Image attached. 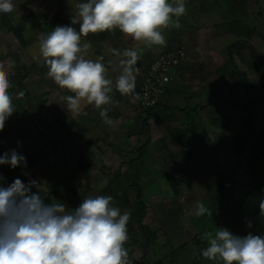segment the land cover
<instances>
[{
  "label": "crops",
  "instance_id": "obj_1",
  "mask_svg": "<svg viewBox=\"0 0 264 264\" xmlns=\"http://www.w3.org/2000/svg\"><path fill=\"white\" fill-rule=\"evenodd\" d=\"M192 1H197L199 7ZM232 2L230 8L225 6ZM51 6L50 2L49 11ZM191 13L197 15L198 21L165 37L166 43L162 46L136 42L118 29L82 36L81 43L86 41L93 52L92 60L103 63L107 78L113 81L111 103L102 106L108 109L112 124L104 121L101 109L95 105L81 102L79 113L69 110L63 99L66 89L55 84L60 96L58 111L56 114L49 109L48 114L50 122L52 114L57 117L59 135L52 136L66 148L60 150V161L77 163L67 167L70 170H65L66 177L91 179L93 184L86 189L97 190L98 182L94 180L100 173H106L99 171L106 163L114 168L107 170V174L112 176L117 172L118 180L130 178L133 173L134 178H142L139 173L154 171V175L149 174L145 179L146 189H151V193L162 194L170 187L177 195L186 188H197V194H205V188L215 186L217 175L224 174L230 180L239 168L251 166L256 173H244L234 183L231 195L239 193L244 198L256 195L259 201L264 199V180H259L254 187L248 185L252 176L259 179L262 169L257 156L264 157L261 136H264V0H191L189 4L186 2V13L179 20ZM56 16L55 12L48 17ZM69 26L77 24L72 25L71 20ZM97 34L101 35L97 38ZM179 45L185 46L187 59L172 70V81L166 88L163 103L150 112L148 119L135 95L140 72L159 55ZM126 49L136 50L139 58L133 65L135 87L132 92L121 94L115 83L122 72L121 61L127 59L123 56ZM43 65L47 72L44 62ZM43 121L48 133L54 122L50 124L45 116ZM244 127L249 132L245 147L241 142ZM259 140H262L260 145ZM86 143L90 144L93 159L85 160L90 165L83 167L75 150ZM134 163L145 166L133 167ZM95 164L98 169L93 172ZM219 183L226 185L223 180ZM259 216L256 213L253 218L259 220Z\"/></svg>",
  "mask_w": 264,
  "mask_h": 264
},
{
  "label": "clouds",
  "instance_id": "obj_2",
  "mask_svg": "<svg viewBox=\"0 0 264 264\" xmlns=\"http://www.w3.org/2000/svg\"><path fill=\"white\" fill-rule=\"evenodd\" d=\"M13 0H0V13H11ZM73 26H56L41 35L36 59H43L47 76L61 89L74 95L63 99L69 110L79 113L82 103L101 109L107 124L113 81L99 60L85 58L88 43L81 38L90 33L118 29L136 42L165 45L162 29L181 27L179 18L186 13V0H86L76 5ZM78 17V18H77ZM122 72L115 87L128 94L135 87L133 65L138 52H123ZM12 87L3 63H0V131L15 109L9 89ZM0 165L11 169L26 167L27 159L16 149L0 154ZM0 175V264H131L125 244L129 239L127 224L130 214L121 213L112 205L111 196L98 195L82 200L78 207L67 211L64 203H46L41 195V182L20 178L4 183ZM36 189L33 191V189ZM264 217V199L259 201ZM212 216L203 203H197L194 215ZM251 227V224H249ZM202 240L207 247L202 256L220 264H264V235L249 233L240 237L227 228L206 231Z\"/></svg>",
  "mask_w": 264,
  "mask_h": 264
},
{
  "label": "rangeland",
  "instance_id": "obj_3",
  "mask_svg": "<svg viewBox=\"0 0 264 264\" xmlns=\"http://www.w3.org/2000/svg\"><path fill=\"white\" fill-rule=\"evenodd\" d=\"M49 1L52 4L50 11ZM82 2H86V0H13L14 10L11 13H0V63L4 64L8 76L15 72H22L27 92L32 96L30 102L32 114L42 118L45 116L49 122L48 110L57 114V100L60 96L58 87L47 77L43 59H36L40 56V37L49 34L56 26H63V23L58 20L59 18L65 19L67 22L68 18L77 16L76 5ZM186 2L189 4L191 0H186ZM193 2L196 4V8L199 7L197 1ZM232 4L234 3H228L225 6L230 8ZM60 6L62 9L59 8ZM195 10L197 11V9ZM43 11L46 13L44 14ZM55 12L57 18L48 17L54 15ZM190 15L179 20L180 28L189 27L198 21L197 15L194 16L192 13ZM6 22L23 26L25 45L19 41L13 31H8ZM66 22L64 25H67ZM77 27H79L78 24L75 28ZM176 30L177 28L169 27L162 29V34L168 38L175 35ZM99 35L101 34H97L96 37L98 38ZM83 43L86 41L83 40ZM93 45L97 47L95 43ZM87 54H93L91 49L87 50L85 56L88 59L94 58ZM69 93L67 90L63 91L65 96H68ZM16 94L17 97L12 98L15 111L6 120L4 129L0 131V154L16 149L26 157L27 166L11 169L8 165H0V175L4 177L3 182L7 184L15 178H20L27 184L30 180H37L41 182L39 190L45 198V202L64 203L67 211L78 207L80 202L87 197L111 196L113 198L112 205L119 207L121 213L127 211L131 217L127 224L129 239L125 244L131 264H141V262H143L142 264H220L219 261H210L202 256V250L207 247V242L202 240L206 231L214 234L217 228L223 227L240 237L249 233L264 235V218L261 216H259V220L256 217L253 218L254 214H260L257 202L259 200L255 197L256 195L247 198L239 193L231 195L234 192L231 191L234 183L241 179L244 173H256L253 167L239 168L234 178L230 180H226L224 174L217 175V178L214 179L217 181L215 186L205 188V194H197V188L195 190L186 188L183 189L184 193L179 195L172 192L170 187L167 189L168 192L170 191L169 193H151V189H146L147 181L145 182L151 173L145 170L143 174H138L142 177L140 185L143 187L142 197L146 204V215L140 220L137 191L129 187L133 181H139L134 178L136 177L135 173H127L130 174V178L118 180L117 172L112 176L107 174V170L114 169L112 164L104 163L102 167H99V171L101 169V172L106 171V173H100L101 176L94 180V183L98 182V189L93 188V191L86 189L90 183L93 184L91 179L66 177L68 175H65V170H70L67 167L77 163L64 164L60 161V150L66 148L52 136V134L59 135L56 129L57 117L54 114L51 115L53 119L50 124L52 121L54 123L46 133V128L40 122L31 124L23 110L17 109L16 100L26 107L28 102L25 101L26 97L18 93L17 90ZM87 143L84 146L80 145L75 150L77 157H81L82 162L93 159V155L90 153V144L87 145ZM246 155L249 154L246 152ZM257 159L262 172L259 179H254L255 177L252 176L250 184L248 183L252 187L258 184L259 180H264V157L263 155L257 156ZM96 165L92 168L93 172L97 168ZM135 165L145 166L144 163H135L132 166ZM151 175H154V171ZM171 179L178 180L176 177ZM220 180L225 181L226 185H221ZM198 189L200 190L199 187ZM35 190L34 188L33 191ZM77 199L81 201L78 202ZM197 203H203L209 208L212 216L205 214L202 217H196L194 211ZM143 226L149 228L155 235L149 243L147 230Z\"/></svg>",
  "mask_w": 264,
  "mask_h": 264
},
{
  "label": "built area",
  "instance_id": "obj_4",
  "mask_svg": "<svg viewBox=\"0 0 264 264\" xmlns=\"http://www.w3.org/2000/svg\"><path fill=\"white\" fill-rule=\"evenodd\" d=\"M187 59L184 45L159 55L145 70L135 87L136 100L142 110L156 106L172 81V70Z\"/></svg>",
  "mask_w": 264,
  "mask_h": 264
},
{
  "label": "trees",
  "instance_id": "obj_5",
  "mask_svg": "<svg viewBox=\"0 0 264 264\" xmlns=\"http://www.w3.org/2000/svg\"><path fill=\"white\" fill-rule=\"evenodd\" d=\"M58 20L63 23V26H69V22L72 20V18H68V22H66L65 19H62V20L58 19ZM64 22H66L67 25H64ZM6 27H7L8 31H13L15 33V36L19 39V41L22 44H24V45L26 44V40H25L24 35L22 33L23 32V26L22 25H16V24H13L12 22H6ZM176 48L170 49L168 51L175 50ZM235 71H236V73L238 75H240V70L236 69ZM231 73H233V72H231ZM8 78H9V81H10V83L12 85V87L9 89L10 96L12 98L13 97L14 98L17 97V94H16V90H17L18 93H20L21 95H24L26 97L25 101L28 102L27 103L28 106L26 107L24 105L22 106L20 104L19 100H16L17 109H19V111L23 110L27 120L31 124H35L38 121V122H40L43 125L44 124L43 118L40 117V116L39 117L38 116H34L32 114L33 113L32 109H31L32 105L30 104L32 96L27 92V89H26L25 84H24L25 77L23 76L22 72H15L14 74L9 75ZM162 100L156 106L150 107V108L144 110V112H146V114H147L146 118H148V119L150 118V112L154 108L162 105V103H163ZM166 109L168 110V107ZM248 121L251 122V118L250 117H248ZM245 129H246V127H244L243 135H242V138H241L242 139L241 142H242L244 147L246 145V141L249 139V137L247 138V136H248L247 134L249 132L245 131ZM256 136L258 137V134ZM256 136H254V137H256ZM261 136L264 139V136L263 135H261ZM261 143H262V140H259L258 144L260 145ZM42 164H44V163H42ZM89 165H90V162H83V163H81L80 166L86 167V166H89ZM137 179H139V181L138 182L133 181L130 184V186L133 187L137 191V195H138L137 202L140 205V220H141L146 215V204L144 203V200H143V197H142V192H143L142 189H143V187L140 185L141 178L138 177V178H136V180ZM130 219H131V217H130ZM143 227H144V229L147 230V239H148V243H149V242H151V239L155 237V235H154V233L152 234V231L149 228H147L146 226H143ZM197 238H198V235H197ZM146 245L148 246V244H146ZM142 263L143 262H141V264Z\"/></svg>",
  "mask_w": 264,
  "mask_h": 264
}]
</instances>
